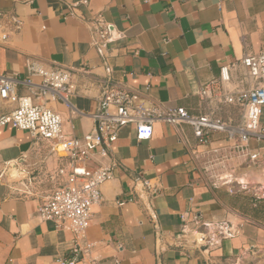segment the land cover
I'll use <instances>...</instances> for the list:
<instances>
[{
  "label": "crops",
  "instance_id": "0c3cea01",
  "mask_svg": "<svg viewBox=\"0 0 264 264\" xmlns=\"http://www.w3.org/2000/svg\"><path fill=\"white\" fill-rule=\"evenodd\" d=\"M0 14L22 21L0 43V75L24 82L16 88L19 96L42 102L35 86L42 79L29 74V58L74 69L70 106L48 103L62 116L68 138L95 128L107 83L197 116L216 107L200 100L203 84L221 85V70L229 67L224 88L248 90L253 83L241 60L264 53V0H0ZM98 15L113 38L103 55L93 45L91 23ZM215 118L238 126L242 111L221 104ZM56 143L0 128V264L71 258L72 232L38 218L40 203L57 187L58 171L69 163ZM261 146L252 140L236 149L224 132L200 144L190 125L164 122L140 141L135 126H125L109 157H95L116 165L88 231L99 264H240L264 253V177L252 181L249 173L258 166L264 175V163L248 156ZM212 154L227 159L216 178L205 164ZM27 182L33 184L30 195L20 191Z\"/></svg>",
  "mask_w": 264,
  "mask_h": 264
},
{
  "label": "built area",
  "instance_id": "2783aa9c",
  "mask_svg": "<svg viewBox=\"0 0 264 264\" xmlns=\"http://www.w3.org/2000/svg\"><path fill=\"white\" fill-rule=\"evenodd\" d=\"M91 25L93 45L103 55L106 45L113 42L112 32L101 15ZM21 27L20 18L0 14V43H6L11 33L18 32ZM241 65L253 83L248 90L232 92L224 88V83L231 81L229 67L221 70V85L206 83L199 90L203 103H213L216 107L225 103L238 106L242 111V122L238 126L223 123L210 110L194 116L184 108L164 109L145 101L141 93L128 86L107 83L99 99L98 112L94 115L95 128L82 138L65 137L62 116L48 105L55 101L70 106L69 97L75 90L74 69L29 58V74L42 79L39 85H35L38 87L37 99L42 101L37 104L31 97L16 93L17 86L23 81L0 75V128L11 126L15 130L28 131L36 139L57 142V149L69 158L68 167L57 173L54 193L38 208L41 221L52 222L57 230L70 231L74 236L71 258H60L59 264H99L95 255L96 243L88 239V231L94 207L103 202L101 188L114 179L116 165L100 164L95 157L108 158L127 125L135 126L140 141L152 138L153 125L158 122L190 125L200 144L207 143L214 132L227 133L236 149L248 148L250 141L254 140L262 146L248 156L252 162L264 163V124L261 122L264 111V53L244 57ZM25 84L34 86L29 81ZM3 103L10 107L9 112H2ZM90 162L95 166L89 167ZM143 186L151 189L147 182Z\"/></svg>",
  "mask_w": 264,
  "mask_h": 264
},
{
  "label": "rangeland",
  "instance_id": "374dc122",
  "mask_svg": "<svg viewBox=\"0 0 264 264\" xmlns=\"http://www.w3.org/2000/svg\"><path fill=\"white\" fill-rule=\"evenodd\" d=\"M218 111V107H214L212 108V112L214 113V115L216 114V112ZM217 119V118H216ZM227 159H225L224 156L222 155H211L210 157H208L207 160H205V164L207 165L208 168V173H210V177L212 178H216L218 177L220 174V171L225 170V167L223 166V162L226 161ZM251 174V180L252 181H257L258 179L264 177V175L261 173V168H259L258 166H253L250 168V172ZM245 174V173H243ZM247 174V173H246ZM230 179H234L235 178H230ZM255 183V182H253ZM19 186V185H18ZM32 186L33 184H31V182H27L25 184L21 185L20 191H22L24 194H30V192L32 191ZM240 187L238 186L237 182L235 184V189H239ZM244 191V190H243ZM250 191V192H248ZM246 192L249 193V195L253 194L252 190H247ZM240 264H264V253L257 255V257L255 259H251L245 262H241Z\"/></svg>",
  "mask_w": 264,
  "mask_h": 264
}]
</instances>
